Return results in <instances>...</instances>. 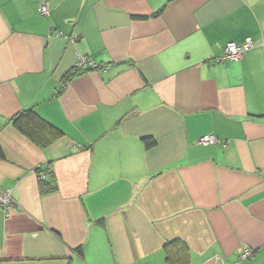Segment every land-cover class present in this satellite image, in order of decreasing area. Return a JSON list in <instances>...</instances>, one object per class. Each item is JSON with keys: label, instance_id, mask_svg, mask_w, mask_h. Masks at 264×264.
<instances>
[{"label": "crops", "instance_id": "crops-1", "mask_svg": "<svg viewBox=\"0 0 264 264\" xmlns=\"http://www.w3.org/2000/svg\"><path fill=\"white\" fill-rule=\"evenodd\" d=\"M0 189V264H264V0H0Z\"/></svg>", "mask_w": 264, "mask_h": 264}, {"label": "trees", "instance_id": "trees-1", "mask_svg": "<svg viewBox=\"0 0 264 264\" xmlns=\"http://www.w3.org/2000/svg\"><path fill=\"white\" fill-rule=\"evenodd\" d=\"M85 71L74 67L71 72L73 74H81ZM71 72L66 75L67 79L72 75ZM9 122L14 129L41 149L51 145L64 135L60 128L42 118L33 108L21 109L9 119ZM144 142L147 147H151L155 143L151 138H144ZM45 171L46 175H50V177L49 179L39 178V190L43 194L53 191L56 187L49 169ZM170 244L179 245L180 248H183V244L178 242V240H173ZM170 244H166V247ZM180 259H182L181 255ZM171 260L168 250L167 262H171Z\"/></svg>", "mask_w": 264, "mask_h": 264}, {"label": "built area", "instance_id": "built-area-1", "mask_svg": "<svg viewBox=\"0 0 264 264\" xmlns=\"http://www.w3.org/2000/svg\"><path fill=\"white\" fill-rule=\"evenodd\" d=\"M39 14L42 16H45L48 14V6L47 4H42L39 8ZM253 44L250 40H246L243 43H228L224 49V52L221 56L217 57V61L222 60H239L242 58V56L250 49L252 48ZM87 65L91 69L97 68V66L92 62L91 59H88L86 57H80L78 58V61L76 62V68L81 70H86ZM219 140L211 134L201 136L198 138L197 143L198 144H216ZM224 145V144H223ZM0 209L3 213V216H8L12 211L17 209L16 202L11 197L10 192L8 190H1L0 189ZM253 256V251L249 248H245L239 252L238 259L241 260H248L251 259Z\"/></svg>", "mask_w": 264, "mask_h": 264}]
</instances>
